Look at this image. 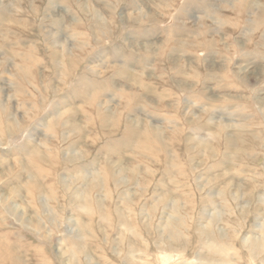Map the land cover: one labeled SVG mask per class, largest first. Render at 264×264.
I'll list each match as a JSON object with an SVG mask.
<instances>
[{
	"label": "rangeland",
	"instance_id": "obj_1",
	"mask_svg": "<svg viewBox=\"0 0 264 264\" xmlns=\"http://www.w3.org/2000/svg\"><path fill=\"white\" fill-rule=\"evenodd\" d=\"M0 264H264V0H0Z\"/></svg>",
	"mask_w": 264,
	"mask_h": 264
},
{
	"label": "bare ground",
	"instance_id": "obj_2",
	"mask_svg": "<svg viewBox=\"0 0 264 264\" xmlns=\"http://www.w3.org/2000/svg\"><path fill=\"white\" fill-rule=\"evenodd\" d=\"M26 69V68H25ZM25 72V71H24ZM121 74V73H120ZM27 79V78H26Z\"/></svg>",
	"mask_w": 264,
	"mask_h": 264
}]
</instances>
